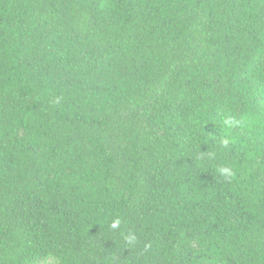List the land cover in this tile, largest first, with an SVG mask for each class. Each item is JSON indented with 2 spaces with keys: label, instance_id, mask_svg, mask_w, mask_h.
<instances>
[{
  "label": "trees",
  "instance_id": "obj_1",
  "mask_svg": "<svg viewBox=\"0 0 264 264\" xmlns=\"http://www.w3.org/2000/svg\"><path fill=\"white\" fill-rule=\"evenodd\" d=\"M46 262L264 264V0H0V264Z\"/></svg>",
  "mask_w": 264,
  "mask_h": 264
},
{
  "label": "clouds",
  "instance_id": "obj_2",
  "mask_svg": "<svg viewBox=\"0 0 264 264\" xmlns=\"http://www.w3.org/2000/svg\"><path fill=\"white\" fill-rule=\"evenodd\" d=\"M226 123L230 124V125H235L237 124L238 122L232 118H229ZM119 224V221H116L115 223H113L112 227H117Z\"/></svg>",
  "mask_w": 264,
  "mask_h": 264
},
{
  "label": "rangeland",
  "instance_id": "obj_3",
  "mask_svg": "<svg viewBox=\"0 0 264 264\" xmlns=\"http://www.w3.org/2000/svg\"><path fill=\"white\" fill-rule=\"evenodd\" d=\"M45 264H50L49 262H46Z\"/></svg>",
  "mask_w": 264,
  "mask_h": 264
}]
</instances>
